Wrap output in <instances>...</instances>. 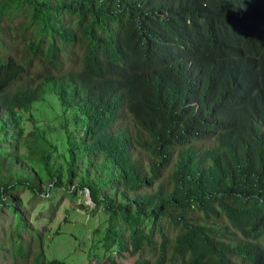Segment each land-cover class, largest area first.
Instances as JSON below:
<instances>
[{
  "label": "trees",
  "instance_id": "obj_1",
  "mask_svg": "<svg viewBox=\"0 0 264 264\" xmlns=\"http://www.w3.org/2000/svg\"><path fill=\"white\" fill-rule=\"evenodd\" d=\"M8 20L16 46L0 41V179L10 174L0 200L18 230L30 225L13 174L39 184L8 147L23 135L18 113L52 94L75 115L65 122L78 161L71 183L108 204L111 219L135 210L151 225L141 239L110 228L108 250L145 244L150 264H264V0H0V33ZM205 140L213 145L197 146ZM50 147L48 175L62 183Z\"/></svg>",
  "mask_w": 264,
  "mask_h": 264
},
{
  "label": "rangeland",
  "instance_id": "obj_2",
  "mask_svg": "<svg viewBox=\"0 0 264 264\" xmlns=\"http://www.w3.org/2000/svg\"><path fill=\"white\" fill-rule=\"evenodd\" d=\"M10 26V27H8ZM0 33V41L7 47L16 46L15 30L6 21ZM2 51L0 43V52ZM22 121L23 135L16 140L17 146L8 147L19 155L21 166L28 170L32 181L39 187L33 188L28 182L13 174L14 186L11 189L16 204L22 211L23 222L30 225L29 229L17 228V219L12 212L1 204L0 200V264H33L35 261L60 260L65 264H142L141 258L150 262L153 260L147 251L150 247L142 246L143 252L135 250L133 243L127 249H121L114 244L111 250L106 247V236L110 228L123 235H131L132 229H137L138 239L147 237L151 225L141 222L135 216V210L128 213L115 214L111 219L112 210L102 202L95 205L90 191L70 180V168L75 169L78 161L71 162L68 149L70 142L66 134V120L73 126L75 115L65 112L55 95L49 94L40 102L35 103L27 111L19 112ZM125 124V119H123ZM72 136L77 140L82 137V128H71ZM44 142L50 143L51 159L49 167L55 175L61 172L63 182L56 183L48 175V168L43 159ZM202 149L213 145V140L196 143ZM141 166L147 167L148 159L140 155ZM172 159L168 169L175 165ZM78 173L89 176V167L81 162ZM0 181L10 177L1 173ZM221 227H229L225 220ZM166 233L173 238L175 231L166 225ZM20 234V236L18 235ZM158 238V236H157ZM132 240V238H130ZM23 246L22 256L19 249ZM29 256L27 257V253Z\"/></svg>",
  "mask_w": 264,
  "mask_h": 264
}]
</instances>
